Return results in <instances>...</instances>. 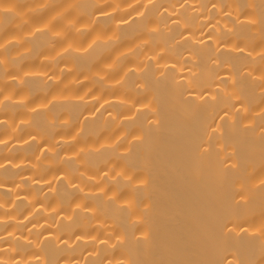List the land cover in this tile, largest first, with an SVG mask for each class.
Segmentation results:
<instances>
[{"label": "bare ground", "instance_id": "bare-ground-1", "mask_svg": "<svg viewBox=\"0 0 264 264\" xmlns=\"http://www.w3.org/2000/svg\"><path fill=\"white\" fill-rule=\"evenodd\" d=\"M121 7L118 24L99 25L109 35L119 27V43L94 53L108 63L121 58L116 71L104 69L107 86L82 76L67 93L77 98L69 103L53 78L48 96L33 102L47 107L31 116L30 126L21 124L28 114L18 112L17 131L0 134L7 142L0 145V199L14 204L7 215L0 210L7 220L0 225L2 246L14 232L39 243H18L17 260L89 264L100 245L76 241L91 231L78 227L79 205L117 221L134 264H221L224 249L250 247L243 238L222 243L218 221L234 180L225 173L264 155V0H125ZM52 15H34L29 26ZM11 20L0 16V23ZM16 32L12 24L0 41ZM32 45L39 49L38 41ZM47 64L39 56L22 67L43 75ZM69 64L77 74L92 69L88 56H71ZM41 87L39 78L25 80L27 90ZM125 170L135 173L139 189L131 218L98 196L88 199L107 176Z\"/></svg>", "mask_w": 264, "mask_h": 264}, {"label": "clouds", "instance_id": "clouds-1", "mask_svg": "<svg viewBox=\"0 0 264 264\" xmlns=\"http://www.w3.org/2000/svg\"><path fill=\"white\" fill-rule=\"evenodd\" d=\"M124 2L125 0H86L85 12V0H0V16L12 17L9 23H0V35L12 24H15L17 29L10 39L0 41V116L8 114L7 119L0 118V134H7L9 130L12 133L17 131L14 125L18 112L28 114V118L22 120L21 124L30 126L31 116L47 107L46 104L37 107L33 102L48 96L53 87V78H57L59 83L65 86L64 100L69 103L76 102L77 98L67 93L80 83L82 76L92 86H107L104 69L116 71L122 62L121 58L108 63L103 55L94 53L100 49L110 52L116 47L119 43V27L109 35L100 31L99 25L101 20L108 21L109 25L118 24L117 16L122 11ZM108 8H111L115 15L107 13ZM50 11L55 15H52L47 23L29 26L32 16ZM140 16H143V13H140ZM33 41H38L37 51L33 49ZM74 55L90 58L92 69L89 73L75 72L74 67L69 64V57ZM39 56L48 60V64L43 66V75L40 72L25 71L22 66L36 61ZM61 63L65 64L64 69H60ZM28 78H39L42 87L38 90L25 89L24 83ZM118 83L122 84V81ZM78 101L83 102L84 98L78 97ZM61 123L70 126L71 121L64 119ZM6 143L0 139V145L6 146ZM258 168L262 171L257 172ZM79 175L82 179L85 178L83 172H79ZM134 176L135 173L131 170H125L123 175L113 172L104 179L102 185H98L101 190L92 192L88 199L98 196L113 209L131 218L136 207L134 193L139 190L133 187ZM225 177H234V180L230 186V199L224 205L218 221L220 240L226 243L229 240L237 242L243 238L250 247L245 252L224 249L221 264H264V155L249 160L247 165L238 162L235 169L225 173ZM253 193L256 194L255 198ZM6 205L7 201L0 199L3 215H7L9 207H14V204ZM77 208L82 217L78 227L91 231H88L86 236L77 235L76 241L90 239L94 245L97 241L100 245L96 251L89 254V264H134V261L124 254L127 234L116 232L119 225L115 219L103 216L94 208L90 213L79 205ZM3 215H0V225L7 224ZM66 219L70 222L72 216ZM15 231H21L19 225ZM3 232L4 228L0 227V264H30L22 255L19 260L14 258L13 254L19 252L17 244H33L38 248L39 243L35 240L22 241L14 232H9V246L5 249L2 246L6 239ZM109 232H114L115 235H107ZM113 239L117 241L115 244L112 243ZM74 243L75 241L68 243L67 247L73 248ZM117 249L121 251V255L112 256L111 253Z\"/></svg>", "mask_w": 264, "mask_h": 264}]
</instances>
